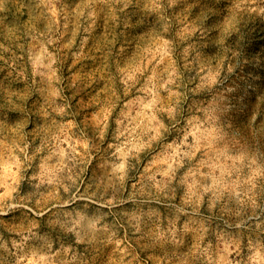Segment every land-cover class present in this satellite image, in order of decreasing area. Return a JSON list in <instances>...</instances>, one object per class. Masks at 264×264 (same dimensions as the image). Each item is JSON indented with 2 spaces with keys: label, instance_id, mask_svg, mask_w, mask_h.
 Here are the masks:
<instances>
[{
  "label": "clouds",
  "instance_id": "clouds-1",
  "mask_svg": "<svg viewBox=\"0 0 264 264\" xmlns=\"http://www.w3.org/2000/svg\"><path fill=\"white\" fill-rule=\"evenodd\" d=\"M138 8L153 15L157 46L135 71L117 64L97 77L107 80L94 97L97 133L85 135L64 89L75 94L92 81L65 80L52 49L76 22L84 34L75 63L106 10L127 28L133 16L144 23ZM11 10L28 20L8 19ZM257 28L264 31V0H0V60L24 84L0 82V217L25 211L19 224L0 221V264H264V95L233 79L240 53L226 43ZM28 124L40 134L36 145ZM23 185L27 193L16 195ZM145 201L163 204L167 222L124 207ZM217 217L233 219L231 234L214 228Z\"/></svg>",
  "mask_w": 264,
  "mask_h": 264
},
{
  "label": "rangeland",
  "instance_id": "rangeland-1",
  "mask_svg": "<svg viewBox=\"0 0 264 264\" xmlns=\"http://www.w3.org/2000/svg\"><path fill=\"white\" fill-rule=\"evenodd\" d=\"M68 2L72 7H75L80 0H68ZM205 2H208V0H205ZM137 12L143 16L144 23H138L137 17L133 16L131 25L125 28L123 24H113L109 19L106 10L103 19L97 22L96 28L89 35L88 42L83 48L84 54L75 63H73L75 59L73 53L79 51L81 47V37L84 34L82 30L73 31L77 27L76 22H74L61 37L58 41L57 47L52 49L56 51V54L59 57L60 74L65 80H68L72 77L73 73H76L80 79L84 81H92L90 86L86 84L82 91L76 92L75 94V90L71 88L66 87L64 89L65 95L71 100L72 107L77 110L75 113V120L79 126V130L85 135L94 137L97 133V129L91 120V113L96 111L94 97H96L97 92H99V90L104 87L105 83H107L106 79H98L97 77L107 72H115L117 64L124 66L128 72L135 71L139 61L143 57L150 55L145 49H154L155 46H157L158 41L154 38L155 29L150 31L148 27L149 24L154 22L153 15L147 13L146 9L142 10L138 8ZM198 12L199 7H194L188 12V18L190 20L194 19ZM8 19L27 21L28 16L26 13L17 14L14 10H11L8 14ZM213 35L216 34L213 33ZM174 38L179 42L178 36ZM234 39L235 38L226 42L227 44L232 45L235 51L240 53V67H238L233 74V79L254 82L257 86V91L264 95V31L257 28L255 31L248 32L246 37L238 44L233 43ZM109 41H114V45L113 43H109ZM121 47L123 48V51H121ZM108 49H111V53H108ZM204 50L213 51L215 49L206 47ZM7 59L8 57L6 56L5 60ZM217 59H219V57H217ZM178 63L182 66L183 61L180 60ZM14 74L19 75V71L13 73L9 64H6L4 60H0V82L13 89L23 88V81L13 80ZM187 75L194 76L195 73H188ZM256 77H259V79H255ZM117 87L119 86L117 85ZM101 95H103V93H101ZM132 95H136L135 89H132L127 95L122 94L121 99L127 100ZM49 96L53 100L56 99L54 88L49 89ZM254 99L255 97H253V100ZM33 101L34 98L29 97L25 103L28 107H33ZM40 102L43 103V98H40ZM13 114L18 115V113ZM113 116H115V113H113ZM46 118V116L40 117L42 121ZM72 118L73 116L70 115L66 119ZM35 119L36 117L33 116V120ZM27 130L31 133L30 140L33 145L38 144L40 141L39 132L34 130L31 124L27 125ZM113 130L114 124L110 122L108 135L105 137V140L101 142L103 145L106 146V144L111 141ZM162 143L163 142L153 145L150 153L145 155V162H147L148 159H151L155 153L163 151ZM38 160L39 158H37V162ZM95 168L96 161H93L88 172L82 177V190L88 188L89 184L92 182L95 175ZM33 170H35V164L32 169H29V174H31ZM27 191V185H23L20 192L16 195L25 194ZM129 191H131L130 187ZM179 198V193H173V200L179 201ZM124 207L131 211H148L154 213L157 218L165 220V222L168 220V209L164 207L163 204L145 201L139 207L134 204H125ZM24 216L25 211L23 209H17L14 212H10L7 216L0 217V221H4L5 226H11L12 224L21 223ZM43 219H46V217ZM43 219L41 220V223H43ZM261 219H264V216H262ZM232 222V218L217 217L213 226L217 230H222L231 234V230L228 226ZM189 239L191 243L188 246L191 247L196 243L197 238L191 236ZM81 251H83L82 248Z\"/></svg>",
  "mask_w": 264,
  "mask_h": 264
}]
</instances>
